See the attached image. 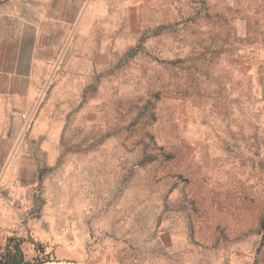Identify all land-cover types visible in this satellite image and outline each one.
<instances>
[{
    "label": "rangeland",
    "instance_id": "374dc122",
    "mask_svg": "<svg viewBox=\"0 0 264 264\" xmlns=\"http://www.w3.org/2000/svg\"><path fill=\"white\" fill-rule=\"evenodd\" d=\"M112 2L43 52L34 100L0 138L32 149L3 150L0 175L12 155L35 159L28 215L79 238L84 257L67 264L113 250L131 264H264V0ZM6 231L0 244L41 261L40 244Z\"/></svg>",
    "mask_w": 264,
    "mask_h": 264
},
{
    "label": "crops",
    "instance_id": "0c3cea01",
    "mask_svg": "<svg viewBox=\"0 0 264 264\" xmlns=\"http://www.w3.org/2000/svg\"><path fill=\"white\" fill-rule=\"evenodd\" d=\"M112 4V0H86L84 5L82 0H0V138L3 119H10L17 113L23 115L31 106L36 74L43 66V52L55 54L59 40H63L57 36H82L83 8L90 13L97 7L107 9ZM23 149L32 148L2 146L0 140V153L3 150L9 154L22 153ZM8 160L14 164V169H6L0 175V230L6 229L9 236L18 238L29 235L30 240L40 244L42 252L38 257L41 261L35 264H67L82 259L85 252L77 236L59 233L50 223L45 229L28 215L27 208L36 192L35 159L12 155ZM22 170L29 175L23 177ZM17 224L22 227L10 232L9 229ZM28 229H32L31 234ZM24 246V242L19 245L23 258L32 263L36 253L27 252ZM48 254L55 262L42 260V255ZM95 261L96 264H131L119 250L95 257ZM136 264H144L143 259H138ZM160 264H167V261Z\"/></svg>",
    "mask_w": 264,
    "mask_h": 264
},
{
    "label": "trees",
    "instance_id": "16d2710c",
    "mask_svg": "<svg viewBox=\"0 0 264 264\" xmlns=\"http://www.w3.org/2000/svg\"><path fill=\"white\" fill-rule=\"evenodd\" d=\"M1 264H32V263L24 260L20 248L15 244L13 245V248L11 250L7 249L6 260Z\"/></svg>",
    "mask_w": 264,
    "mask_h": 264
},
{
    "label": "built area",
    "instance_id": "2783aa9c",
    "mask_svg": "<svg viewBox=\"0 0 264 264\" xmlns=\"http://www.w3.org/2000/svg\"><path fill=\"white\" fill-rule=\"evenodd\" d=\"M103 245V244H101ZM6 247H4V245L0 244V264L5 262L6 260ZM85 264H89L88 261L85 262Z\"/></svg>",
    "mask_w": 264,
    "mask_h": 264
}]
</instances>
